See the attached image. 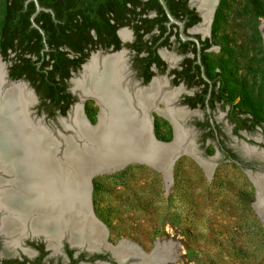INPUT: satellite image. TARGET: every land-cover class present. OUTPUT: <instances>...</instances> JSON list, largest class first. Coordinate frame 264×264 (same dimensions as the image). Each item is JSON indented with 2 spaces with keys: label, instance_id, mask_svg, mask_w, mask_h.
Returning a JSON list of instances; mask_svg holds the SVG:
<instances>
[{
  "label": "flooded vegetation",
  "instance_id": "obj_1",
  "mask_svg": "<svg viewBox=\"0 0 264 264\" xmlns=\"http://www.w3.org/2000/svg\"><path fill=\"white\" fill-rule=\"evenodd\" d=\"M49 1L51 4L49 9L52 12L48 21L53 28L56 23L63 22L66 24L65 32H71V24L80 22L82 33L79 44L80 52L71 49L67 42L58 47V50L66 51L69 58H76L78 64L75 69L68 66L69 77L63 79L60 91L64 99L58 106L43 103L42 95L34 86V83L37 82L29 79V75L31 76L29 70L21 72L20 64L22 66L23 59H29L36 70H39L41 63H43L44 70L52 68L51 63L45 66L44 61L48 59V56L39 57L45 50V46L39 52L35 48H31L28 46L29 42L26 44L21 41V36H24L25 33L19 30L11 35L10 42H8L9 35L5 30L0 46L3 63L0 62V66L2 72L3 67L5 70L3 89L11 85H19L28 93L30 103L24 110V116L28 125H31V130L35 131L34 127L38 129L39 126L29 122L27 107L35 120L41 118L45 125L54 130L55 126H59L58 117H66L71 114L74 105L79 102V91L84 97L82 114L90 122L92 116L96 120L98 116L100 121L101 112L108 113L109 109L105 100L99 92L90 89L84 91L76 87V81L84 79L85 68L93 58L97 59L98 71L102 68L103 59L111 58L114 59L113 62H120L119 77L116 78L118 86L114 87L111 84L112 92L117 97L120 95L119 98H122L123 92L127 94L126 102L129 111L136 118L145 116L146 130L147 118L151 121V125L154 119L151 111H156V108L161 109V113L156 112L171 123L173 133L175 130V134L181 133L185 137L190 134L192 129H195L201 133L199 145L214 140L219 152L227 159L246 169L264 172V161L260 159L264 158V150L245 148L246 152L243 148L244 155L240 150L229 147L221 139L220 125L213 116L216 107L223 108L225 120L231 126V133L234 136H241L243 132L253 133L256 130L264 135V127L262 128L258 124L254 125L253 130H250L241 126L237 128V123L231 121L229 105H223L216 96V90L219 88L218 83L213 82L216 70L211 72L209 67L204 64L208 61L206 52L213 46L210 24L217 6L212 17L204 21V11L199 8L200 0H165L172 15L182 22V33L185 36L182 37L180 25L170 22L159 0ZM41 6L45 8V6ZM43 18L45 17L43 16ZM3 19L4 17L2 21ZM5 20L7 22V19ZM28 27H34L31 20ZM27 35L29 33H26ZM32 36V40L38 43L37 36ZM32 76L34 78V74ZM153 82H157L159 87L152 95L149 106L153 102L155 106L144 111L138 104L136 91L149 88ZM31 92L35 99L33 104ZM90 103L96 104L97 107H91ZM168 110L172 116L167 113ZM75 112L78 113L77 109L74 110V118ZM194 114H198V117L192 121L191 128L185 126L186 121ZM237 115L239 118L245 117L243 113ZM172 118L176 121V128ZM188 135L186 136V145L191 141L195 148L194 141L190 140ZM10 167L12 169L7 170L0 165V199L8 192H12L7 191L8 187L15 184L13 183L15 179H20L21 171L18 169V163L10 160ZM8 173H11L10 176ZM39 216L40 214L35 215L34 218ZM34 220L33 216H23L20 219L17 212L0 202V264H119L110 251H105L102 247L90 249L87 245H80L84 243L89 245V243L76 242L72 238V232L70 239L68 233L62 235L63 233L58 231L53 236L50 234V230L38 228L34 224ZM59 236L61 237L59 238ZM70 240L78 245L73 244ZM157 244L155 243V248ZM89 247L96 248L90 245Z\"/></svg>",
  "mask_w": 264,
  "mask_h": 264
},
{
  "label": "rangeland",
  "instance_id": "obj_2",
  "mask_svg": "<svg viewBox=\"0 0 264 264\" xmlns=\"http://www.w3.org/2000/svg\"><path fill=\"white\" fill-rule=\"evenodd\" d=\"M4 8L0 0V26ZM213 15L210 69L227 77L234 102L245 91L254 96L264 122V0H219ZM151 115L154 136L170 141L171 123L154 110ZM213 116L226 145L240 152L264 150L259 130L234 136L223 108L216 107ZM196 117L185 126L191 128ZM189 133L195 152L175 159L168 186L160 171L141 163L93 177L92 209L107 241L116 245L124 239L145 253L155 243H171L172 258L165 264H264V224L253 208L258 171L227 159L214 140L199 145V131Z\"/></svg>",
  "mask_w": 264,
  "mask_h": 264
},
{
  "label": "bare ground",
  "instance_id": "obj_3",
  "mask_svg": "<svg viewBox=\"0 0 264 264\" xmlns=\"http://www.w3.org/2000/svg\"><path fill=\"white\" fill-rule=\"evenodd\" d=\"M215 3L216 0H200L199 8L204 11V21L211 18ZM262 35L264 37V29ZM113 60L104 58L102 68L98 71L97 59L93 58L85 68L84 79L76 81V87L84 91L90 89L99 92L110 109L109 113L101 112L100 121L96 127L85 128L90 137L97 140L100 149L90 150L93 159L86 154L71 150L68 153L71 165L61 166L50 157L46 146L37 141V135L35 136L31 131L27 132L26 126L29 127V125L24 116V110L30 103L28 93L19 85H11L3 89L4 76L2 77L3 72L0 66V141L3 142V144L0 143V165L8 170L12 169L10 160L17 162L21 174L19 173L20 179H15L13 183L18 182L19 186V182L22 181L19 189L12 191L10 195L9 193L4 195L0 202L17 212L20 219L24 215L18 212L19 210L24 212L25 209L33 206L52 209L53 215L41 216L40 214L38 218H35L34 224L38 228L51 229L50 234L53 236L57 232L54 228L56 225H63V222H70L69 220L75 217L78 221L77 232H72V238L76 242H88L90 246L96 247H89L87 243L80 244L87 245L90 249H97L105 244L102 240V235H105L102 224L90 210L91 197L88 182L90 176L94 175L97 170L105 171L108 169L107 166L117 165L127 160H138L151 167L159 163L156 159L159 156V147L149 137L145 127V116L136 118L129 111L126 102L127 94L123 92L122 98H119L120 95L117 97L112 92L111 84L114 87L118 86L117 79L120 71V62H113ZM158 87V83L153 82L149 88L136 91L137 101L142 110L145 111L150 105L152 95ZM167 113L172 116L169 110ZM77 118L78 115L75 112L74 119ZM171 120L174 121L176 128V121L174 118ZM36 129L35 132L42 131L40 126L37 131ZM176 137L179 143L184 138L181 133L176 134ZM186 147L189 149V146ZM11 152L15 157L11 155ZM157 168L156 170L162 173L168 186L171 182L170 168L168 170ZM260 181L258 180V183ZM83 182L87 183L86 187L82 186ZM254 207L257 208L260 218L264 221V195H258V201L254 202ZM261 209L263 211H260ZM70 235L71 233H69V239ZM170 245L171 243L161 244L160 242L153 252L148 254L141 252L124 239L115 247L105 246L112 249L114 255L120 260L135 256L142 260L139 264H165L172 258Z\"/></svg>",
  "mask_w": 264,
  "mask_h": 264
},
{
  "label": "trees",
  "instance_id": "obj_4",
  "mask_svg": "<svg viewBox=\"0 0 264 264\" xmlns=\"http://www.w3.org/2000/svg\"><path fill=\"white\" fill-rule=\"evenodd\" d=\"M39 2L41 5L45 6V8L51 6L49 0H39ZM4 3V19L0 26V46L3 40L2 35L5 30H7L6 33L9 35L8 42L11 40V35H13L16 30H19L20 32L25 33L24 36H21L22 42H25L26 44L29 42L30 45L28 46L35 48L38 52L43 50L45 43L41 33L36 27H28V24L30 23V15L35 10L34 2L27 0H4ZM43 16L45 18H43ZM50 16V11H40L35 17V21L45 31V40L48 45V49L44 50L39 57L44 58L48 56V59L44 61L45 66L51 63L52 68L44 70L43 63H41L39 70H36L35 66L29 59H23L22 66L20 64V67L22 69L21 72L29 70L31 73L29 79L33 80V82H37L34 83V86L42 95L43 103L58 106L64 99V96L60 94V91L63 79L69 77L68 66H71L73 69L78 66L76 58H69L66 55V51L58 50V47H61L67 42V45L70 46L71 49L73 48V50L80 52L81 47L79 44L82 33L80 22L71 24V32H65L64 29L66 24L63 22L56 23L53 28L52 24L48 21ZM5 19H7V22H5ZM26 33H29V35L26 36ZM32 35L37 36L38 43L37 41L32 40ZM204 64L210 69L208 61L207 63L204 62ZM32 74H34V78ZM213 82L218 83L219 88L216 90V96L222 101L223 105H229V117L231 118V121L237 123V128L241 126L253 130L255 124H258L262 128L264 127V122L261 120L262 118L257 112V99L254 96L245 91L239 95V101L234 102V93H232L228 87L227 77L216 71L214 72ZM260 104L262 106L263 101ZM238 113L245 114V117L239 118L237 115Z\"/></svg>",
  "mask_w": 264,
  "mask_h": 264
},
{
  "label": "water",
  "instance_id": "obj_5",
  "mask_svg": "<svg viewBox=\"0 0 264 264\" xmlns=\"http://www.w3.org/2000/svg\"><path fill=\"white\" fill-rule=\"evenodd\" d=\"M27 1H33L34 2L35 11L31 14L30 20H31L32 26L36 27L39 30V32L41 33V35L43 37V41L45 43V48L44 49L46 50V49H48V45H47L46 40H45V32H44V30L41 27H39V25L35 22L34 19H35V16L41 10L50 11V12H52V11L49 8L42 7L39 4L38 0H27ZM159 2L162 5V7H163L166 15L168 16L170 22H175V23L180 25L181 35H182V37H185L183 35V33H182V26H183L182 22L177 20L172 15V13L170 12L165 0H159ZM218 2H219V0H216V3L214 5V9L217 6ZM214 9H213V11H214ZM211 17H212V14H211ZM262 38H263V42H264L263 35H262ZM197 43H198V41H197ZM198 46H200L199 43H198ZM0 62L2 63L1 56H0ZM200 64H201V62H200ZM202 69H203V67H202ZM3 76H5L4 67H3ZM205 79H207V78L205 77ZM73 90H75V89L73 88ZM31 94H32V104H33L35 99H34V95H33L32 92H31ZM78 96H79L80 100H79L78 103H76L74 105L71 114H68V116H66V117H58L57 122L59 123L60 127L55 126L54 130H52L49 126L45 125L42 122L41 118H38V119L35 120L34 117H32L30 115V110L27 107V118H28L29 122H32V124H38L41 127V129H42V131L35 132L34 130H31V126H29V127L27 126V128H26L27 132L31 131L35 136L37 135V138H36L37 141H39L41 145L46 146V149L48 150L50 157H52V159L55 161V163L60 165V166L63 165V164L71 165L70 159L68 158V153L71 150H75L77 153H82L83 155L86 154L91 159H93V155H91V151L90 150H93V149L98 150V149H100V145L97 142V140H95L92 137H90V134H88L87 131L85 130L86 127H89V128L92 127L93 128V127L97 126L98 121H99L98 120V116H97V120H96L95 123H91L89 120H87L85 118V116L82 114V101L84 99L83 94L79 91V95ZM106 106H108V105L106 104ZM152 106H155L154 102L152 103L151 106H149L145 110H149L150 107H152ZM75 109H77V112H78L77 113V115H78L77 119H74V110ZM109 111H110V109H108V113H109ZM156 111L158 113L162 112L161 109H157V108H156ZM147 121H148L147 131H148L149 137L153 141V143H155L159 147V156L156 158V159H158L159 163H157L158 165H152V166L155 168V170L158 169L157 167H160L159 169L162 168V169H165V170H168L170 168V172L169 173H170V176H171L172 166H173V163H174L175 159L182 153H189V154L192 155V154H194L195 150L192 147L191 141L187 144V145H189V149H187V147H186L187 145H186V141H185L186 136L179 143L178 137H176V134H175V130H174V133H173V137H172V139L170 141L158 140L154 136V134L152 132L151 121L148 118H147ZM173 125H174V122H173ZM34 129H35V127H34ZM1 141H0V143L3 144V142H1ZM168 146H170V147H168ZM248 154H250V153H248ZM11 155L13 157H15L13 153ZM260 159H262L264 161V158L261 157ZM139 162L140 161H138V160H127V161L119 162V163H117V165H115V164L109 165V166H107L108 169H106L105 171H101V170L95 171V174L90 176V178L88 180V182L90 184V197H91L92 189H93L92 179H93L94 176H96L98 174H102V173L115 172V171L123 169L124 167H126L127 165H129L131 163H139ZM140 163L144 164L142 162H140ZM10 174H9V176H10ZM258 180L259 181L261 180L264 183V172H257L255 174V178H253V182H254L255 189H256V201H258V195L259 194H260V196L264 195V184L261 181H260V183H258ZM21 183H22V181H21ZM21 183L19 182V186H18V182L16 184H11V186L8 187L7 191H16L17 189L20 188V184ZM86 184H87L86 182L85 183L83 182L82 186L86 187ZM8 193H9V195L11 194V192H8ZM90 204H91V200H90ZM17 207H18L17 210H19V206H17ZM253 208H254L255 213L257 214V216L260 218V215H259L260 213L257 211V208L254 207V203H253ZM90 210H91L92 215L96 219H98L95 216L94 212H93L92 204L90 205ZM260 211H263V209H261ZM18 212H21V214L23 213L24 216H33V219H35L34 216L38 215V214H41V216H45V215L46 216H51L54 213V211H52V209L37 208L36 206H33V207L29 208V209H25L24 212L21 211V210H19ZM71 215H73L72 211H71ZM263 215H264V212H263ZM75 219L76 218L73 217L71 220H69L70 222H68V221L67 222H63L64 223L63 225L59 224V225H56L54 228L59 233H68L69 234L71 232H77L76 225H77L78 221H76ZM260 220L264 224L263 218H260ZM99 222H100V220H99ZM102 228H103V230L105 232V235H102V240L105 243L104 246H102V248L105 251H107V250L110 251L112 256L115 258L117 263H119V264H126V263L127 264H139L140 262H142V260L139 257H135V256H129V257L121 259V260L118 259L114 255L112 249H109L108 247L105 246V245H109L110 247H115L118 244L113 245V244L109 243L107 241L106 231L104 229L103 224H102ZM62 235H64V234H62ZM61 236H59V238ZM154 248H155V246H154ZM154 248H153V250H154ZM138 249L141 252H144L140 248H138ZM153 250L151 252H153ZM151 252H149V253H151Z\"/></svg>",
  "mask_w": 264,
  "mask_h": 264
}]
</instances>
